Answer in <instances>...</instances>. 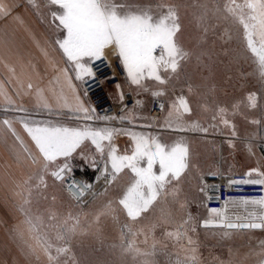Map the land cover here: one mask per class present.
I'll return each instance as SVG.
<instances>
[{"label": "crops", "instance_id": "1", "mask_svg": "<svg viewBox=\"0 0 264 264\" xmlns=\"http://www.w3.org/2000/svg\"><path fill=\"white\" fill-rule=\"evenodd\" d=\"M45 4L46 0H32L31 3L29 0H0V8L8 13L5 15L0 11V264H50L43 250L32 238L33 234L28 231L20 205L24 203L25 197L30 195V203L26 207L30 208L34 215L41 216L46 226L57 223L56 220L49 219V215L53 213L58 219L65 218L70 212L79 216L63 190V182L56 180L51 171L67 163L69 167L80 168L91 176L97 156L101 154L95 145L85 141L70 157L58 158L56 163L50 166V171L44 174V184L36 178L44 161L20 123L21 119L59 122L69 126L91 124L95 127L97 124L95 119L91 121L76 119L68 108L63 107L64 101L60 99L61 96L74 108L76 95H79L86 107L92 106L84 95L81 81L75 79L72 65L66 61L55 44V39L62 36L51 17V10L57 9L46 7ZM177 40L179 44L185 42L184 45L180 44L185 51H192L188 52V58L181 62L177 73L168 79L166 84L157 85L154 81L145 80V86L149 90L144 91L129 81L130 84L126 87V90L137 97L139 106L149 92L161 90L164 92V95L154 96V99H161L166 105L157 128L152 129V125L134 111L138 107L135 106L125 113L127 119L126 127L123 129L157 137L161 143L169 145L183 138L189 148V167L185 171L191 183L194 181L198 183L207 174L220 169L228 173H247L252 169L264 172V146L257 147L256 130L251 140L254 146L247 151L244 148L240 149L241 139L237 138V135H232L233 130L223 129L224 124L219 117L216 120L212 119L219 108H224L226 100L229 103L231 101V105L236 104L234 100L240 96L242 90L240 69L235 65L225 64L221 58L218 60L220 53L218 45L216 46L218 55L215 54L216 64H195L192 53L195 52L194 48L198 47L189 45L188 40ZM63 69L68 70L67 75L71 78V84L75 85V93L69 87ZM181 95L188 100L191 109L190 113L182 117L183 123L185 125L198 123L202 128H207V132L178 131L175 127L167 125L166 118L171 101ZM45 101L52 109L51 112L43 108ZM21 108L26 111L17 110ZM226 118L234 123L240 120L241 114L228 113ZM252 118L256 119V115ZM4 120L10 121L15 135L3 123ZM102 127L110 128L105 125ZM108 143L109 141L103 142L106 156ZM111 144L117 147L118 155L131 154L133 142L129 135L117 133L113 136ZM28 153L35 158V163ZM129 175L126 169L124 186L129 180ZM29 178H32L30 192L28 185L25 184ZM75 206L80 208L78 205ZM207 211L210 212L209 209ZM213 220L222 221L218 216ZM224 230L235 234L238 242L253 239L252 246L247 250L229 244L232 258L238 261V264H259L260 260L264 259V256L259 254L262 251L259 244L264 242V228ZM29 244L35 249L34 252L29 250ZM72 250L75 251V248ZM67 259L74 263L78 261L75 255Z\"/></svg>", "mask_w": 264, "mask_h": 264}, {"label": "snow or ice", "instance_id": "2", "mask_svg": "<svg viewBox=\"0 0 264 264\" xmlns=\"http://www.w3.org/2000/svg\"><path fill=\"white\" fill-rule=\"evenodd\" d=\"M29 2L31 3L32 0ZM45 6L57 9L51 12V17L62 36L55 39V44L61 50L66 61L72 65L77 81L84 82V77L94 79L95 74L90 63L101 60L104 58L106 50L111 49L119 57L126 73V79L137 88L148 91L149 89L144 83L145 80L154 81L157 85L166 84L167 80L177 73L181 62L189 56V53L178 43L177 33L180 31V24L176 8L170 3V0H155L154 3L148 5H142L137 0H46ZM0 11H3L5 15L8 14L3 8H0ZM215 11L216 13L223 12L226 14V18L232 20L233 24L242 28L245 49L255 65L259 78L264 81V0H224L223 8L218 7ZM57 21L58 23H56ZM158 50L159 54H157ZM62 72L69 82V87L75 93V85L71 84V78L67 75L68 70L63 69ZM38 95H40L39 91ZM84 95L87 96L86 91ZM153 95L161 96L164 95V92L162 90L155 91ZM41 99H43L42 96ZM60 99L64 101L63 107L68 108L76 119L85 121L116 119L112 116L96 115L95 108L86 107L79 95L75 96L74 108L67 103L63 96ZM246 100L249 107H257L255 93H249ZM240 103L243 101L234 104L233 108H238ZM163 107L164 105L161 104V108ZM43 108L49 112L52 111L46 101L43 103ZM17 110L26 111L22 108ZM190 112L188 100L182 95L175 97L171 101L170 111L166 118L167 125L175 127L178 131L207 132L208 129L202 128L198 123L188 125L183 123L182 117ZM227 114L228 110L221 107L213 114L212 119L216 120L219 117L225 126L232 127V135L235 136V126L226 118ZM119 119L123 121L127 117L121 116ZM3 123L12 130L10 121L4 120ZM20 123L43 158L44 163L36 177L41 184L45 183L44 174L50 171V166L54 165L58 158L70 157L85 141H90L103 155L105 150L103 142L109 141L107 162L112 169L109 183L115 181L117 176L126 169L129 171V180L116 204L133 222L138 220L142 214L153 209L166 192V185L173 179H179L189 167V148L183 138L169 145L163 144L157 137L145 133L108 127L96 128L91 124L69 126L59 122H37L27 119H21ZM253 123H258V121H253ZM12 131L15 135L14 130ZM122 132L129 135L133 142L130 155H118V149L111 144L113 136ZM21 144L23 146L22 141ZM28 155L32 158L31 153ZM32 159L35 163V158ZM107 170L106 165L105 172ZM71 171L69 165L64 163L57 166L56 170L51 171V175L56 180L65 182L68 189H75V193H70V198L78 199L83 197L84 188H91V185L86 183L84 188H81L76 183L74 176H65V173L70 174ZM253 173L258 177L257 179L230 181L229 183L230 185L242 183L264 186V172L252 169L245 175L251 177ZM31 179L25 181L29 192L32 187ZM69 180L71 183H67ZM29 203L30 195L26 196L24 203L20 205V211L25 217L24 223L28 226V231L33 234L32 238L43 250L50 264H74V261L70 262L67 259L73 255L68 245L71 237L80 227L79 216H73L70 212L65 218L58 219L53 213L49 215V219L56 220L57 223L46 226L41 216L34 215L31 209L26 207ZM239 203L245 207L257 206L259 213H249L246 219L251 221L258 219L260 223H227L224 226L229 229L264 228V197L245 199ZM115 211L116 209L112 207L110 201L96 219L98 220L100 215H112ZM210 213L213 216L221 217L222 221L227 220L222 210L212 209ZM191 219L189 216L185 224L189 223ZM209 223L211 221H205V225ZM131 235H135L131 226L123 225L122 237L124 239L120 245L122 251L133 258H140V264H156L153 259L156 255L155 247L150 251H141L135 247L133 242L126 239ZM168 235L174 234L169 233ZM175 235L182 234L176 233ZM189 243H192L191 239H189ZM259 247L262 250L259 254L264 256V242H260ZM28 248L35 251L31 244L28 245ZM175 264H189V261L177 259ZM191 264H196L195 257L191 258ZM259 264H264V259H261Z\"/></svg>", "mask_w": 264, "mask_h": 264}, {"label": "rangeland", "instance_id": "3", "mask_svg": "<svg viewBox=\"0 0 264 264\" xmlns=\"http://www.w3.org/2000/svg\"><path fill=\"white\" fill-rule=\"evenodd\" d=\"M137 2L148 5L155 0H137ZM170 3L176 8L180 24L177 39L188 40L189 45L198 47L194 48L195 52L192 53L195 64H216L215 54L218 45L220 52L219 55L217 54L218 60L221 58L225 64L235 65L240 69L242 90L234 101L235 103L243 101V103H240L238 108H233L231 101L229 103L226 100L224 108L228 113L241 114L239 121L231 122L235 126L237 138L241 139L240 149L244 148L248 151L253 148L251 140L254 138L255 130L258 137L257 147H263L264 81L259 78L255 65L245 49L242 28L233 24L223 12L215 11L218 7L223 8L224 0H170ZM180 44L184 45L185 42ZM249 93H255L257 96L255 108L248 106L246 97ZM147 95L142 105H138L134 111L146 119L152 125V129H155L157 124L154 126L152 119L150 120L151 116L149 117L154 95L152 92ZM254 115L256 119L252 118ZM95 127L103 128L98 123ZM223 129L233 130L231 126L225 125ZM102 156H105L107 161L105 153L98 154L97 159ZM107 165L111 169V165L109 163ZM203 185L204 179L199 180L198 183L196 181L191 183L188 180V173L183 172L179 179H173L166 185V192L154 208L142 214L135 222L130 221L116 204L124 188V172L117 176L91 209H80L70 199L72 208L79 213L80 219V227L71 237L68 245L78 260L77 264H140V258H133L120 247L124 239L122 227L125 224L130 225L132 232L135 233L127 236L126 239L133 242L136 248L150 251L155 247L156 255L153 259L156 264H175L177 259L188 260L191 264L192 257H195L196 264H238V261L232 258L230 245L235 244L239 249L247 250L252 246L253 239L248 238L249 242H238L235 234L227 233L224 228L201 227L200 223L203 219L213 220L217 217L211 215L204 206L201 191ZM110 201L116 211L112 215H100L97 220V215ZM189 216L192 219L185 224ZM169 233L174 235L170 236ZM176 233L182 235L177 236ZM189 239L192 243H189ZM73 248L75 251L72 250Z\"/></svg>", "mask_w": 264, "mask_h": 264}, {"label": "built area", "instance_id": "4", "mask_svg": "<svg viewBox=\"0 0 264 264\" xmlns=\"http://www.w3.org/2000/svg\"><path fill=\"white\" fill-rule=\"evenodd\" d=\"M157 54H159V50ZM90 66L95 74L94 79L84 77V82L81 81L84 93L87 92L90 105L95 108L98 116L116 117L113 120H96V123L110 128L123 129L126 127V121H121L119 118L124 116L128 110L138 106L140 102L137 103L139 101L137 97L131 91L126 90L130 83L126 79V73L119 57L107 49L104 58L90 63ZM161 104L164 105L163 108H161ZM164 110L165 102L163 100L154 99L152 101L150 116L154 126L163 116ZM106 165L105 156H102L95 161L91 176H88L82 169L73 167H70L72 170L70 174H65L66 177L74 176L76 183L81 188H84L86 183L91 185V188H84L83 197L72 199L70 193H75V189H68L66 183L63 182V190L81 209H88L110 186L112 171L107 165L108 170L105 172ZM245 174L244 172L228 173L220 169L204 177V185L201 187L204 206L209 210H222L224 216L227 217V220H223L225 223H260L258 219L255 221L246 219L249 213L256 212L258 214L259 208L252 205L245 207L239 201L264 197V186L242 183L230 185L229 183L230 181L239 182L258 178L256 174L251 177ZM67 183H71V181L69 180Z\"/></svg>", "mask_w": 264, "mask_h": 264}, {"label": "water", "instance_id": "5", "mask_svg": "<svg viewBox=\"0 0 264 264\" xmlns=\"http://www.w3.org/2000/svg\"><path fill=\"white\" fill-rule=\"evenodd\" d=\"M109 51L112 52L111 49H109ZM205 221H211V223L205 225ZM200 224L204 228H218V227H220V228H225V229H228V230H234V229H249V228H233V229H229L226 226H224L227 223H225L223 221H219V220H207V219H203ZM242 224H244V223H242Z\"/></svg>", "mask_w": 264, "mask_h": 264}, {"label": "trees", "instance_id": "6", "mask_svg": "<svg viewBox=\"0 0 264 264\" xmlns=\"http://www.w3.org/2000/svg\"><path fill=\"white\" fill-rule=\"evenodd\" d=\"M201 225V224H200ZM202 227V226H201ZM202 228H204V227H202ZM186 244V243H185Z\"/></svg>", "mask_w": 264, "mask_h": 264}]
</instances>
